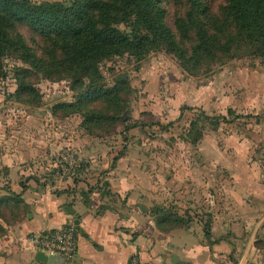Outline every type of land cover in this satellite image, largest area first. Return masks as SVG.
Here are the masks:
<instances>
[{
    "label": "crops",
    "instance_id": "obj_1",
    "mask_svg": "<svg viewBox=\"0 0 264 264\" xmlns=\"http://www.w3.org/2000/svg\"><path fill=\"white\" fill-rule=\"evenodd\" d=\"M247 68L227 69L213 84L189 81L179 100L166 96L157 122L140 121L142 113L122 121L123 136L50 133L30 158L8 161L3 153L0 264H66L35 260L31 236L73 223L67 205L82 228L76 263L231 264L228 240L214 237L224 227L215 221L207 237L203 224L184 219L183 207L211 203L214 189L236 216L264 204V67ZM65 150L77 164L61 158ZM13 201V214L2 210ZM229 222L238 236L241 224Z\"/></svg>",
    "mask_w": 264,
    "mask_h": 264
},
{
    "label": "rangeland",
    "instance_id": "obj_2",
    "mask_svg": "<svg viewBox=\"0 0 264 264\" xmlns=\"http://www.w3.org/2000/svg\"><path fill=\"white\" fill-rule=\"evenodd\" d=\"M57 1L65 4L71 2ZM198 3L202 5L203 11L197 8L190 9V0H160L163 20L174 37L175 45L158 39L150 43L152 45L147 47L140 60L127 51L110 59L101 60L97 63V73L92 71L93 77L91 79L83 77V80L84 83L90 82L94 86L100 84L106 91L103 95H94L82 101H78V93L85 84H79L65 70L57 69L44 61L45 49L53 53V40L26 22L15 21L11 32L21 35L23 47L18 51L8 48L1 57L0 162L2 155L5 154L8 161L22 160L24 155L25 158L32 156L31 154L38 149L33 145L37 142L36 138L49 140L50 133L59 139L67 136L77 138L87 133L93 137V134L114 136L121 132L123 136L124 123L109 116L127 105L131 106L132 113H142L140 121L157 122L164 110L162 105L166 96H172L175 101L179 100L180 93L188 88L189 81L193 83L198 80L213 84L209 82L212 81L211 78L216 75L219 77L227 69L246 70L247 67H264V55L256 54L246 40L241 39L238 34H233L230 22L227 24L223 18L226 0H199ZM189 13L200 14L210 37L216 36L220 42H227L232 36L229 50L224 51L219 44H210L213 55L202 50L195 51L194 46L199 39L196 27L189 24L187 18ZM116 25L124 30L130 29L128 22ZM26 53L32 55L23 57ZM115 64H123L124 67L116 70ZM125 71L127 76L122 80L119 76ZM150 71L153 72V76L148 78ZM116 89L120 98L119 107L116 105L115 97V103L112 101ZM177 104L183 109V102ZM27 107L44 112L30 114L26 112ZM103 114L105 118H102ZM156 128L155 130L160 129ZM61 148L64 150L66 146ZM46 156L50 159L47 154ZM45 163L47 164V161L43 160L44 165ZM29 165H32L31 161ZM5 168V165L0 167V183L7 190L4 181L7 174ZM212 192L209 191L210 194L207 195L211 203H206L203 198H200L201 201L191 202L192 204L184 203L183 211L186 214L184 219L190 222L196 220L201 225L205 220L216 221L223 226L225 230L214 236L215 240L217 242L228 240L231 264H238L241 251L236 250V242H247L256 220L264 212V204L253 216H236L223 202L220 190L214 189ZM16 204L15 201L9 202L2 210L13 214ZM178 207H173L172 210L177 211ZM230 219L241 224L242 230L240 227L235 230L239 231L238 236L230 235L227 228ZM254 244L255 258L247 259L244 264H264V222L258 229Z\"/></svg>",
    "mask_w": 264,
    "mask_h": 264
},
{
    "label": "trees",
    "instance_id": "obj_3",
    "mask_svg": "<svg viewBox=\"0 0 264 264\" xmlns=\"http://www.w3.org/2000/svg\"><path fill=\"white\" fill-rule=\"evenodd\" d=\"M159 2L160 0H71L69 4H65L57 0H0V67L5 50L11 48L18 51L23 47L21 35L11 30L15 21H24L53 40V53L46 49L43 52L45 63L65 70L73 76L74 81L83 85V77L91 79V72L97 73V63L103 59H110L127 51L140 60L147 47L152 45L150 43L158 39L175 45L174 37L163 20ZM198 2L199 0H190V9L203 11ZM193 14L189 13L187 18L189 24L197 29L199 41L194 50L213 55L210 44H219L224 51L229 50L232 36L227 42H220L216 36L210 37L200 14ZM224 15L226 23L230 22L233 34L246 40L256 54L264 55V0H226ZM120 22H128L130 29L124 30L116 25ZM25 47L28 48L26 45ZM26 54L23 57L32 55ZM120 76V79L125 80V76ZM99 77L101 78L100 74ZM84 84L78 93V101L103 95L106 91L100 84ZM114 97L119 107L117 89L113 103ZM131 116L132 108L127 105L109 117L125 121ZM102 118H105L104 114ZM170 215L169 213L167 216ZM171 216L174 220L180 219L175 214ZM212 222L205 220L203 223L207 237H210ZM232 222H229L230 225ZM74 231L77 232L76 229Z\"/></svg>",
    "mask_w": 264,
    "mask_h": 264
},
{
    "label": "built area",
    "instance_id": "obj_4",
    "mask_svg": "<svg viewBox=\"0 0 264 264\" xmlns=\"http://www.w3.org/2000/svg\"><path fill=\"white\" fill-rule=\"evenodd\" d=\"M63 160L77 164L76 156L65 150L61 154ZM72 222L66 223L52 231H40L31 236L34 248L41 249L45 253L61 254L66 259L73 258L75 253V231Z\"/></svg>",
    "mask_w": 264,
    "mask_h": 264
},
{
    "label": "water",
    "instance_id": "obj_5",
    "mask_svg": "<svg viewBox=\"0 0 264 264\" xmlns=\"http://www.w3.org/2000/svg\"><path fill=\"white\" fill-rule=\"evenodd\" d=\"M124 65L123 64H115V69L116 70H119L121 68H123ZM122 76H127V72H123L121 74ZM26 112L27 113H30V114H42L44 111H37V109L35 108H32V107H27L26 108ZM38 141L40 142H34V144L36 146H39V147H45V143L42 141V138H37ZM69 211L72 213L73 215V225H74V228L79 230V231H82V228L79 226L78 222H79V219L78 217H76V214L74 212V210L70 207V206H66ZM264 222V213L258 218V220L256 221L255 225L253 226L252 230H251V233L249 235V238L247 240V242H244V241H241L239 244H237V250L238 251H241L242 250V246L244 245V249H243V252L241 254V257H240V260L238 262V264H244L246 262L247 259H254L255 258V252H256V246L254 245V239L256 237V234L258 232V229L260 227V225ZM216 225L215 222H212V227L214 228V226ZM232 225L233 226H236L237 223L236 222H232ZM233 234L236 235V233L233 231ZM34 258L35 260H42V261H47V262H57V263H64L66 262V264H79V263H76V260H68L66 259L64 256H62L61 254H53V253H45L43 252L41 249H37V248H34ZM31 264H34V262H31Z\"/></svg>",
    "mask_w": 264,
    "mask_h": 264
}]
</instances>
